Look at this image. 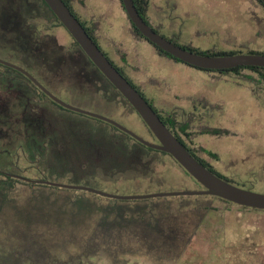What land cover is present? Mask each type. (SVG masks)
<instances>
[{
    "label": "rangeland",
    "instance_id": "374dc122",
    "mask_svg": "<svg viewBox=\"0 0 264 264\" xmlns=\"http://www.w3.org/2000/svg\"><path fill=\"white\" fill-rule=\"evenodd\" d=\"M17 1L0 0V59L14 64L3 49L20 48L9 34L13 20L8 11ZM69 1L99 48L156 109L178 111V118L193 111L197 120L188 131L202 150L201 159L234 185L264 193L259 184L249 185L264 180V172H251L264 169V81L259 74L205 71L159 56L134 34L120 0ZM149 2L151 21L165 23L164 30L177 34L181 47L264 53V7L258 0ZM39 11L29 22L39 46L65 63L48 77L40 72L39 81L67 104L154 143L137 112L75 47L69 32L47 11ZM18 90L0 83L1 111L4 96L11 107L22 99L29 104L28 109L15 107V123H0V173L117 195L202 190L171 156L138 146L105 122L55 107L30 88ZM213 129L228 135L207 133ZM111 169L137 172H104ZM14 184L0 189V264H264L262 210L210 196L122 201L21 180Z\"/></svg>",
    "mask_w": 264,
    "mask_h": 264
},
{
    "label": "water",
    "instance_id": "95a60500",
    "mask_svg": "<svg viewBox=\"0 0 264 264\" xmlns=\"http://www.w3.org/2000/svg\"><path fill=\"white\" fill-rule=\"evenodd\" d=\"M43 1L57 17L63 27L69 32L71 37L79 45L90 62L137 112L139 117L157 140L158 144H153L144 140L121 124L107 117L67 104L56 97L48 89H46L31 73H29L24 68L3 59H0V64L23 74L48 98H50L62 108L106 122L116 127L123 133L129 135L131 138L145 147L170 155L202 187V190L158 192L143 195H117L85 186L59 184L47 180H31L24 177H18L20 180L27 183L46 185L61 189L85 191L99 195L101 197L122 201L179 196H210L222 199L226 202L241 207L264 211V193H256L225 181L223 178L207 169L186 149V147L163 123L159 115L154 111L148 101L105 56V54L88 35L80 21L74 16L63 0ZM260 1L264 5V0ZM121 2L129 20L144 38H146L149 42H151L163 52L169 54L173 58L188 66L200 70L218 72L228 71L239 67L264 68V54L239 53L236 55L210 56L188 51L156 33L141 17L136 6L134 5L133 0H121Z\"/></svg>",
    "mask_w": 264,
    "mask_h": 264
},
{
    "label": "trees",
    "instance_id": "16d2710c",
    "mask_svg": "<svg viewBox=\"0 0 264 264\" xmlns=\"http://www.w3.org/2000/svg\"><path fill=\"white\" fill-rule=\"evenodd\" d=\"M63 1L69 7V9L74 14V16L80 21V23L82 24V26L84 27V29L86 30L88 35L97 44L98 42L96 41V39H95L93 33L91 32L90 28H88L85 25V23L82 22L80 20V18L76 15V13H75L70 1L69 0H63ZM120 2H121V0H120ZM133 2H134V5L137 8L139 14L144 18L145 12H146V6L148 5V0H133ZM258 2L264 7V5L262 4V2L260 0H258ZM14 6H16V7L14 9H11L10 10L11 12L8 11V13H10L12 15V20H13L12 21L13 24L11 25L12 27H10L11 30H9L10 31L9 34H10L11 42L14 43L15 46L16 45L19 46L20 48H15V47L9 46L8 48L7 47L4 48L3 50L5 51V53H8V56L10 58L15 59L16 65L24 68L29 73H31L34 77H36V78L40 77V72H42L44 74V76L48 77V75H50V73L53 70L58 71V69H60L61 66H64L65 63L63 64L61 62L62 61V57L58 56L57 53H55V51H53L51 54H48V53H46L44 51V49L40 48V46H39L40 45L39 35H38L37 31L35 30V27L32 26V24H29L31 18L33 17L32 12L33 11L38 12L40 9H43V10L48 12L47 14L49 15V18L51 19V21H54L55 23H57L61 27H63V25L59 22L57 17L52 13V11L49 9V7L46 5V3L43 0H19L17 5L14 3ZM16 13H18V15ZM47 14H45V15H47ZM16 15L19 16L20 18H22V21H17L16 18H15ZM130 23H131V21H130ZM28 24H29V26H27L26 29H24V27L26 25H28ZM131 26H132V29L134 31V34H136V35L138 34V37H142V35L138 32V30L134 27V25L132 23H131ZM75 47L78 48L84 54V52L81 50V48L79 47V45L76 42H75ZM182 48H184V49H186L188 51H192L194 53L203 54V55H210V56H222V55H236V54H239L238 52H224V51H211V50H209V51H200V50H197V49H195L193 47H190V46H183ZM158 51L161 53L162 56H164V57H166L168 59H172V60H174L176 62H181V61L173 58L172 56L168 55L167 53L163 52L162 50L158 49ZM252 53L253 52H250V54H252ZM262 54H264V53H262ZM105 56L109 59V57L106 54H105ZM32 58H34V59L39 58V60H42V61H41V63L34 65L30 61ZM109 60L117 68V70L145 98L144 93L134 83H132L131 80H129L125 76L124 72L120 68H118L111 59H109ZM88 61L90 62L89 59H88ZM49 63H51V67H52L51 69L52 70L49 67L50 65H48ZM91 65L93 67H95L92 63H91ZM72 67H74L76 75L80 76V74H78V72L76 71V68H75L76 66L72 65ZM46 68H48V70H49L48 72H46ZM244 70L252 71L254 73L259 74L262 77L263 81H264V68L239 67V68H235V69L228 70V71H221L220 73H235V74H239V72L244 71ZM47 73H48V75H47ZM0 75H1L0 83L2 82V84L4 86H6L8 83H11V85H13L14 87L19 89L18 90L19 92H23V90H24V92H26L27 88H30V90L34 91L35 93L37 92V94L39 95L40 98L46 99L47 101H49L55 107H58V108H60L62 110H66V109L62 108L61 106H59L58 104H56L55 102H53L51 99H49L40 89H38L35 85H33L28 78H26L23 74L19 73L18 71L13 70L11 68H8V67L3 66V65L0 64ZM37 79H39V78H37ZM39 80L41 81L42 78L39 79ZM111 88L115 90V88L113 86ZM10 89L11 88L6 87L4 90H5V92H9L10 93ZM4 98H5V100L3 101V103H6V104H3V107H2L3 110L2 111L0 110V120H1L0 123L2 124V121L4 122V124H2V125H6L10 121H12V122L14 121V123H15V119L14 120L12 119V117L15 118L16 115H17L15 107L18 106L21 109H24V108L28 109V105L29 104L26 103L27 100L25 102V100L22 99L21 103H18L17 106L11 107V104H12L11 99H9L8 97H5V96H4ZM25 103H26V105H25ZM150 105H151V107L153 106V104H150ZM152 108H154V107H152ZM5 118H11V120H7L6 121ZM167 122H168V124H169L168 126L170 128L178 127L177 120L175 118H173V117L167 119ZM111 127L113 129H115L116 131L121 132L118 129H116L115 127H113V126H111ZM169 127H167V128L169 129ZM181 130L183 132H186L187 131V127L183 126V127H181ZM221 132H222L221 130L213 129V130H208L207 133H213L214 135H220ZM227 132H228L227 130L224 131L225 134H227ZM121 133H123V132H121ZM124 135H126L128 138L132 139L127 134H124ZM188 135H190V134H188ZM148 150L155 151V150H152V149H149V148H148ZM156 152H159V151H156ZM159 153L164 154V155H168V154L163 153V152H159ZM208 154L211 155L210 153H208ZM135 156H133L134 161L137 160L136 158H134ZM193 156L201 164H203L207 169L210 170L211 167L204 160L198 159L195 155H193ZM137 158H138V156H137ZM139 159H140V156H139ZM213 173L218 175L219 177L223 178L225 181H228L224 177L220 176L218 173H216V172H213ZM0 176H1L0 177L1 178L0 179V189H2V188H7L8 190L9 189H13L15 187L14 183L15 182L19 183L18 179H15V178H13L10 175H5V174L0 173ZM228 182H230V181H228Z\"/></svg>",
    "mask_w": 264,
    "mask_h": 264
},
{
    "label": "flooded vegetation",
    "instance_id": "af4514ba",
    "mask_svg": "<svg viewBox=\"0 0 264 264\" xmlns=\"http://www.w3.org/2000/svg\"><path fill=\"white\" fill-rule=\"evenodd\" d=\"M149 4H150V2H149V0H148V5L146 6V12H145V16H144V20L146 21V23L156 32V33H158L159 35H161V36H163V37H165L166 39H168L169 41H171V42H174L175 44H177L176 43V40H177V34H175L174 32H169L167 29L166 30H164V25H165V23H158V24H154L152 21H151V19H150V17H149V15H148V10H149ZM123 6V5H122ZM124 8V7H123ZM161 22H170V21H161ZM151 23L153 24V25H155L157 28L155 29L152 25H151ZM174 23V22H173ZM163 27V28H162ZM159 30H162V31H165L167 34H170V36L169 37H166L165 35H163L162 33H160L159 32ZM134 32V31H133ZM139 32V31H138ZM140 33V32H139ZM141 34V33H140ZM136 35V34H135ZM137 36H138V34H137ZM141 40H144V41H146V42H148L155 50H156V52L159 54V56H162L161 55V53L158 51V47H156L155 45H153L151 42H149L146 38H144L143 36L142 37H139ZM160 50V49H159ZM169 55V54H168ZM162 57H164V56H162ZM166 58V57H165ZM170 60H172V59H170ZM174 61V60H173ZM176 62V61H175ZM90 63V62H89ZM181 63V62H180ZM91 64V63H90ZM184 64V63H183ZM94 68H96V67H94ZM97 69V68H96ZM97 71H98V69H97ZM99 72V71H98ZM100 73V72H99ZM101 74V73H100ZM102 75V74H101ZM103 76V75H102ZM36 78V77H35ZM37 79V78H36ZM90 79V78H89ZM38 81H39V79H37ZM91 80V79H90ZM105 80H106V82L110 85L111 83H109V81H107V79L105 78ZM31 82V81H30ZM40 82V81H39ZM32 83V82H31ZM41 83V82H40ZM33 84V83H32ZM42 84V83H41ZM34 85V84H33ZM43 85V84H42ZM44 87L46 86L45 84L43 85ZM111 86V85H110ZM47 87V86H46ZM45 87V88H46ZM112 87V86H111ZM47 89V88H46ZM49 90V89H48ZM114 90V89H113ZM50 91V90H49ZM115 92H117V93H119L116 89L114 90ZM51 92V91H50ZM52 93V92H51ZM119 95L120 96H122L120 93H119ZM88 96H90V95H88ZM109 95H107L106 97H108ZM85 97H87V96H85ZM110 97V96H109ZM123 97V96H122ZM89 98V97H88ZM50 99V98H49ZM109 99V98H108ZM112 98H110L109 99V101L111 102L112 100H111ZM124 99V98H123ZM125 101H126V99H124ZM147 100V99H146ZM148 101V103H150V104H152L151 103V101H149V100H147ZM127 102V101H126ZM127 104H129L128 102H127ZM130 105V104H129ZM131 106V105H130ZM152 107H154V106H152ZM154 109V111L159 115V117H160V119L163 121V123H165L166 124V126L167 127H169L168 125V122H167V119H169V118H175L176 120H177V125H178V127H175V128H170L169 127V129L171 130V132L173 133V135L176 137V138H178L180 141H181V143L182 144H184V146L186 147V149L190 152V153H192L193 155H195L198 159H201V152H202V150L200 149L199 150V148H197L195 145H194V143H192L193 142V140H192V138H191V133H189V131H188V129H189V127L191 128V124L192 123H194V122H196V120H197V118L195 117V115H194V113H193V111L192 112H190L189 114H185V113H183V114H181V116H179V118H178V111H173V112H168V113H166V112H162V111H160V110H158V109H156L155 107L153 108ZM134 110V109H133ZM135 111V110H134ZM200 117H201V115H200ZM183 118V119H182ZM185 118V119H184ZM199 120H200V118H199ZM100 121V120H99ZM103 122V121H102ZM106 123V122H105ZM108 124V123H107ZM110 125V124H109ZM112 126V125H111ZM183 126H185V127H187V131L186 132H183L182 130H181V127H183ZM114 127V126H113ZM116 128V127H115ZM117 129V128H116ZM224 130V129H223ZM120 131V130H119ZM122 132V131H121ZM125 134V133H124ZM188 134H190V135H188ZM221 135H225V134H220V136ZM129 136V135H128ZM188 140L189 142H190V144H188L187 142H186V140ZM132 140L138 145V146H143V147H145L144 145H142V144H140L139 142H137L136 140H134L133 138H132ZM153 141H154V143L153 144H158V142H157V140L155 139V137L153 136ZM151 143V142H150ZM147 148V147H146ZM148 149V148H147ZM261 149V148H260ZM153 150V149H152ZM156 151V150H155ZM160 152V151H159ZM262 153H264V152H262ZM261 153H259L258 154V156L260 155ZM203 160V159H202ZM209 165V164H208ZM210 166V165H209ZM211 167V166H210ZM183 170V172H186L184 169H182ZM210 171L211 172H218L217 170H215L214 168H210ZM104 172H137V171H134V170H126V169H111V170H108V171H104ZM241 172H249V171H241ZM251 172H264V169H258V170H254V171H251ZM5 175H10V176H12L13 178H15V179H18V180H20L18 177H22V176H17V175H12V174H6V173H4ZM220 175V174H219ZM14 176H16V177H14ZM220 176H222V175H220ZM222 177H224L225 179H227L225 176H222ZM228 181H230V179H227ZM22 181V180H21ZM263 182H262V184H261V182H257V183H255V180H254V184L251 182L249 185L251 186V188L253 187V185H255V186H258V184L260 185V186H262L263 187V189H264V180H262ZM231 182V181H230ZM232 183V182H231ZM257 184V185H256ZM251 190V189H250ZM252 191V190H251ZM264 191V190H263Z\"/></svg>",
    "mask_w": 264,
    "mask_h": 264
}]
</instances>
